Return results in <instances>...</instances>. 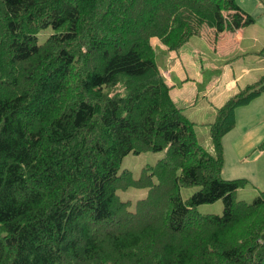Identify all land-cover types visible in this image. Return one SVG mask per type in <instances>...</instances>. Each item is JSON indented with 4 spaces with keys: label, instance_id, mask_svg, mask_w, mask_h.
Instances as JSON below:
<instances>
[{
    "label": "trees",
    "instance_id": "1",
    "mask_svg": "<svg viewBox=\"0 0 264 264\" xmlns=\"http://www.w3.org/2000/svg\"><path fill=\"white\" fill-rule=\"evenodd\" d=\"M184 9L219 33L255 22L238 0H0V264H264V192L236 201L247 181L223 178V139L264 76L217 111L207 151L151 43ZM161 152L138 179L120 171ZM130 188L148 190L133 211ZM220 200L222 215L197 210Z\"/></svg>",
    "mask_w": 264,
    "mask_h": 264
},
{
    "label": "rangeland",
    "instance_id": "2",
    "mask_svg": "<svg viewBox=\"0 0 264 264\" xmlns=\"http://www.w3.org/2000/svg\"><path fill=\"white\" fill-rule=\"evenodd\" d=\"M238 2L255 22L243 28L239 34L224 33L235 41L243 34V39L236 43H229L226 38L221 37L222 33L217 32L212 14L208 12L196 9L193 13H184L181 20L171 22V29L177 27L176 32L182 37L181 44L175 48H180L184 57V80L196 78L192 83L197 89V92H193L191 87H182L179 91L182 93L181 97L192 96L194 100L176 105L185 109L189 118L196 123L200 144L213 154L215 149L209 123L214 122L220 108H216L213 102L220 94L218 88L224 85L225 79H229L243 81V90L264 76V0ZM54 33L51 28L44 30L39 34V43H44ZM163 59L162 55L158 57L159 62ZM237 110V125L223 140V178L245 179L247 183L237 191L235 199L251 203L264 192V94ZM164 156L163 152L130 154L124 159L120 171L129 170L138 179L144 168L156 165ZM198 190L199 187L194 186L183 188L182 196L186 200ZM147 194V189L130 188L119 191L123 201H131V211L135 209L136 202L144 199ZM224 209V201L220 200L200 205L197 210L202 214L222 215Z\"/></svg>",
    "mask_w": 264,
    "mask_h": 264
},
{
    "label": "crops",
    "instance_id": "3",
    "mask_svg": "<svg viewBox=\"0 0 264 264\" xmlns=\"http://www.w3.org/2000/svg\"><path fill=\"white\" fill-rule=\"evenodd\" d=\"M193 11L194 10H190L189 12ZM186 12H188V9L183 10V13ZM177 18L178 16H173V21L178 20ZM176 28H174L173 31L172 29H164L166 30V32L163 34V37H165V39L153 37L151 39V43L155 49L157 60L160 55L164 56V59L161 62L158 61V64L162 74L166 78L169 86L171 87L170 94L172 96V99L176 102V104L180 102L187 104L192 102L194 98L192 96H187L183 98L181 97L182 93L179 91L182 87H191L193 89V92H197V89L192 83L193 80L196 78L184 80L185 74L182 70L184 57L182 55V50L180 48H175L181 44L182 37L180 33L176 32ZM240 31L234 34H239ZM224 33H222L221 37L226 38L229 43H236L239 40L243 39V34H241L240 37L237 38V40L235 41L230 35H227L229 34V32H226L227 34ZM175 62H177V64H175ZM243 86V81L225 79L224 85L221 86V88H218L220 90V94L213 100V102H215L216 104L215 107L217 108L219 106L221 108L235 93H238L243 88ZM228 135H226L225 137H227Z\"/></svg>",
    "mask_w": 264,
    "mask_h": 264
}]
</instances>
